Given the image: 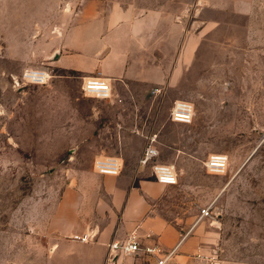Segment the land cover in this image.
<instances>
[{
    "label": "rangeland",
    "instance_id": "374dc122",
    "mask_svg": "<svg viewBox=\"0 0 264 264\" xmlns=\"http://www.w3.org/2000/svg\"><path fill=\"white\" fill-rule=\"evenodd\" d=\"M70 1L0 0V264H81L52 244L65 188L103 154L153 179L135 157L149 136L178 170L155 208L182 240L203 262L264 264V0H131L183 25L190 60L180 46L165 83L133 84L137 99L113 88V100L85 95L84 74L49 58L60 16L81 7ZM26 69L51 78L24 82ZM176 99L196 107L191 124L171 120ZM211 153L228 155L226 174L208 172Z\"/></svg>",
    "mask_w": 264,
    "mask_h": 264
},
{
    "label": "crops",
    "instance_id": "0c3cea01",
    "mask_svg": "<svg viewBox=\"0 0 264 264\" xmlns=\"http://www.w3.org/2000/svg\"><path fill=\"white\" fill-rule=\"evenodd\" d=\"M80 3L76 13L65 11L54 27L56 47L49 58L56 67L84 76H104L120 94L137 99L132 85L165 83L167 65L180 46L186 61L190 60L183 25L169 17L165 8H146L131 0ZM133 142L137 145L141 139L134 137ZM118 143L123 154L129 142L121 136ZM145 146L137 150V160ZM70 182L52 221V244H57V253L65 247V260L76 257L81 264H112L107 260L108 244L113 239L125 240L135 231L144 244H158L165 252L175 249L169 264H213L209 259L203 262V254L182 240L181 228L157 212L156 200L167 185L154 176L149 179L135 170L112 176L93 169L73 174ZM84 235L92 239L81 240ZM75 250L77 254L72 253ZM114 264L155 262L137 253L119 256Z\"/></svg>",
    "mask_w": 264,
    "mask_h": 264
},
{
    "label": "built area",
    "instance_id": "2783aa9c",
    "mask_svg": "<svg viewBox=\"0 0 264 264\" xmlns=\"http://www.w3.org/2000/svg\"><path fill=\"white\" fill-rule=\"evenodd\" d=\"M51 78V74L46 69H26L21 80L24 82L43 85ZM82 89L85 95L103 100H113V84L110 79L101 76H84ZM170 117L173 122L191 124L195 117L196 107L182 99H176L171 107ZM146 146L139 157V163L143 167H151L153 176L157 182L163 185H175L178 181V170L174 164L163 162L159 159L160 149L157 146L155 136L146 138ZM228 155L223 153H211L207 157L206 166L209 173L214 175L226 174L229 166ZM94 170L105 175L118 176L124 168V161L116 155H98L94 160ZM204 215L208 210H202ZM91 236L84 235L83 241H89ZM107 260L114 264L117 257L127 256V254H144L155 264H169L174 250L165 252L158 244L147 245L142 242L139 235L133 231L125 240H112L109 244Z\"/></svg>",
    "mask_w": 264,
    "mask_h": 264
},
{
    "label": "water",
    "instance_id": "95a60500",
    "mask_svg": "<svg viewBox=\"0 0 264 264\" xmlns=\"http://www.w3.org/2000/svg\"><path fill=\"white\" fill-rule=\"evenodd\" d=\"M257 150V148H255L254 150H253V152L249 155V158L246 160V162L240 167V169L238 170V172L252 159V156H253V154L255 153V151ZM237 172V173H238Z\"/></svg>",
    "mask_w": 264,
    "mask_h": 264
}]
</instances>
